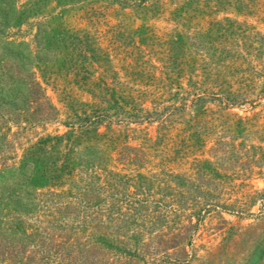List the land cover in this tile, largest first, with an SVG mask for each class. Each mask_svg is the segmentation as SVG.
Here are the masks:
<instances>
[{
    "label": "rangeland",
    "instance_id": "rangeland-1",
    "mask_svg": "<svg viewBox=\"0 0 264 264\" xmlns=\"http://www.w3.org/2000/svg\"><path fill=\"white\" fill-rule=\"evenodd\" d=\"M133 1L0 0V188H26L25 150L65 131L26 122L38 110L27 104L28 68L63 121L85 104L114 120L120 106L135 105L152 110L143 128L156 136L155 118L171 113L162 132L177 156L174 173L219 206L145 222L147 242L184 227L183 245L162 264H264V0ZM51 224L59 222L0 217V264H43L33 251ZM113 256L96 250L91 262L124 264Z\"/></svg>",
    "mask_w": 264,
    "mask_h": 264
},
{
    "label": "trees",
    "instance_id": "trees-1",
    "mask_svg": "<svg viewBox=\"0 0 264 264\" xmlns=\"http://www.w3.org/2000/svg\"><path fill=\"white\" fill-rule=\"evenodd\" d=\"M148 1L152 6L162 3L134 0L133 5L146 6ZM24 82L31 93L27 104L38 109L26 115V122L33 128L59 123L65 131L48 133L25 150L18 162L25 168L22 184L26 188H0V217L59 222L45 227L44 239L36 243L38 250L33 252L43 264H94L96 259H91L96 250H109L114 260L124 264L127 256L135 257H130L134 262L162 264L174 257L170 249L183 245L184 227L147 242L144 233L152 234L153 229L145 222L165 220L187 206L200 212L219 206L208 189L187 187L188 182L174 173L177 156L171 157V138L162 132L171 113L155 118L156 136L143 128L145 122L154 121L152 110L135 105L120 106L121 118L114 120L107 110L85 104L63 121L36 72L25 69ZM94 96L101 99L103 95ZM121 98L129 103V96ZM132 123L136 127H130ZM114 124L128 128H113ZM152 158L159 161L151 165ZM38 162L44 163L43 168L36 167Z\"/></svg>",
    "mask_w": 264,
    "mask_h": 264
}]
</instances>
